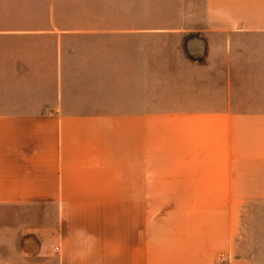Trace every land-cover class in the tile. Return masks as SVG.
<instances>
[{
  "label": "crops",
  "instance_id": "obj_1",
  "mask_svg": "<svg viewBox=\"0 0 264 264\" xmlns=\"http://www.w3.org/2000/svg\"><path fill=\"white\" fill-rule=\"evenodd\" d=\"M68 1L0 0V205L47 211L31 255L241 264L242 205L264 206V0ZM27 256L0 238V264Z\"/></svg>",
  "mask_w": 264,
  "mask_h": 264
},
{
  "label": "rangeland",
  "instance_id": "obj_2",
  "mask_svg": "<svg viewBox=\"0 0 264 264\" xmlns=\"http://www.w3.org/2000/svg\"><path fill=\"white\" fill-rule=\"evenodd\" d=\"M70 1L66 0V3ZM145 2H161V0H145ZM163 2L168 3V0ZM86 19L88 12L66 13V19L74 18ZM47 211H43L40 206L22 205L7 206L0 205V238L6 237L14 245L15 249L20 252L26 251L28 258L33 264H42V257L31 255V243L40 248V238H38L36 228H39L46 221ZM241 251L238 257L241 264H264V206L261 205H242L241 210ZM28 240L27 248H24L25 241ZM32 240V242H31ZM33 257V258H32ZM22 264H26L22 262ZM45 264V263H44ZM46 264H55L50 261Z\"/></svg>",
  "mask_w": 264,
  "mask_h": 264
},
{
  "label": "built area",
  "instance_id": "obj_3",
  "mask_svg": "<svg viewBox=\"0 0 264 264\" xmlns=\"http://www.w3.org/2000/svg\"><path fill=\"white\" fill-rule=\"evenodd\" d=\"M55 250H56V251H58V250H59V248H58V247H56V248H55Z\"/></svg>",
  "mask_w": 264,
  "mask_h": 264
}]
</instances>
